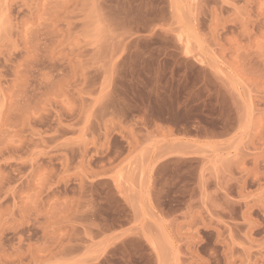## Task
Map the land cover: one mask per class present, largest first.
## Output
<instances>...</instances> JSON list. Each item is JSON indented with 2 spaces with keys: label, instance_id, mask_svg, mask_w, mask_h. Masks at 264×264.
Returning <instances> with one entry per match:
<instances>
[{
  "label": "rangeland",
  "instance_id": "1",
  "mask_svg": "<svg viewBox=\"0 0 264 264\" xmlns=\"http://www.w3.org/2000/svg\"><path fill=\"white\" fill-rule=\"evenodd\" d=\"M0 264H264V0H0Z\"/></svg>",
  "mask_w": 264,
  "mask_h": 264
},
{
  "label": "crops",
  "instance_id": "2",
  "mask_svg": "<svg viewBox=\"0 0 264 264\" xmlns=\"http://www.w3.org/2000/svg\"><path fill=\"white\" fill-rule=\"evenodd\" d=\"M147 206H149V208H150V205H147Z\"/></svg>",
  "mask_w": 264,
  "mask_h": 264
}]
</instances>
